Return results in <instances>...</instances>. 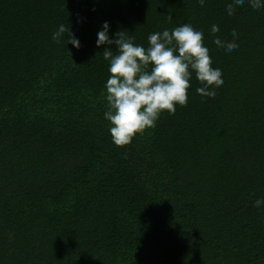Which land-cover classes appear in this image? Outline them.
Wrapping results in <instances>:
<instances>
[{
    "label": "trees",
    "instance_id": "16d2710c",
    "mask_svg": "<svg viewBox=\"0 0 264 264\" xmlns=\"http://www.w3.org/2000/svg\"><path fill=\"white\" fill-rule=\"evenodd\" d=\"M230 2L0 0V264H264V8ZM104 21L144 47L191 24L223 83L201 96L193 74L185 105L116 146Z\"/></svg>",
    "mask_w": 264,
    "mask_h": 264
},
{
    "label": "clouds",
    "instance_id": "9594fccd",
    "mask_svg": "<svg viewBox=\"0 0 264 264\" xmlns=\"http://www.w3.org/2000/svg\"><path fill=\"white\" fill-rule=\"evenodd\" d=\"M203 5L205 0H198ZM245 0H232L226 6L229 14L233 4ZM252 9L264 8V0H247ZM80 23V18H77ZM110 25L104 21L96 33L95 45H105L103 58L107 61L109 73L104 83L106 111L104 118L109 122L108 132L116 146L128 144L134 135L155 126L163 111L172 114L176 105L187 103L190 80L195 78L201 86L195 92L201 96L215 95V86L223 83L220 67L212 64L208 47L203 43V33L191 24L185 23L169 31L152 32L147 36L148 46L133 43V37L124 31L109 35ZM212 42L225 51L238 47L237 33L231 29V39H221L215 34L216 24L209 28ZM52 39L80 47L79 39L61 23L52 33ZM115 49V52L112 49ZM264 200L256 199L259 207Z\"/></svg>",
    "mask_w": 264,
    "mask_h": 264
}]
</instances>
